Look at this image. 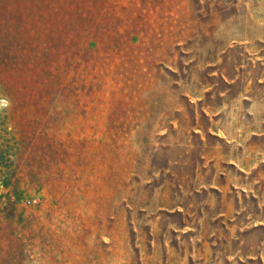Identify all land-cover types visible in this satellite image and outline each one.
<instances>
[{
    "label": "rangeland",
    "instance_id": "1",
    "mask_svg": "<svg viewBox=\"0 0 264 264\" xmlns=\"http://www.w3.org/2000/svg\"><path fill=\"white\" fill-rule=\"evenodd\" d=\"M0 264H264V0H0Z\"/></svg>",
    "mask_w": 264,
    "mask_h": 264
}]
</instances>
